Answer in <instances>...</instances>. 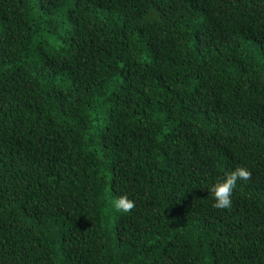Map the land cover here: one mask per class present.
I'll use <instances>...</instances> for the list:
<instances>
[{
	"label": "trees",
	"instance_id": "trees-1",
	"mask_svg": "<svg viewBox=\"0 0 264 264\" xmlns=\"http://www.w3.org/2000/svg\"><path fill=\"white\" fill-rule=\"evenodd\" d=\"M0 264H264V0H0Z\"/></svg>",
	"mask_w": 264,
	"mask_h": 264
},
{
	"label": "clouds",
	"instance_id": "clouds-1",
	"mask_svg": "<svg viewBox=\"0 0 264 264\" xmlns=\"http://www.w3.org/2000/svg\"><path fill=\"white\" fill-rule=\"evenodd\" d=\"M250 171L241 166H236L233 170L227 171L222 177H218L207 187L213 204L217 209L230 210L232 207V193L237 186V181H247L250 177ZM111 209L114 213L125 214L134 207V201L126 195H114L110 198Z\"/></svg>",
	"mask_w": 264,
	"mask_h": 264
}]
</instances>
